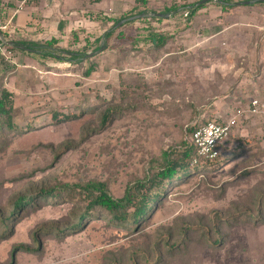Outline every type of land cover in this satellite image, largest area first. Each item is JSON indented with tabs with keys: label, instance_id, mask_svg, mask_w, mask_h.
Returning <instances> with one entry per match:
<instances>
[{
	"label": "rangeland",
	"instance_id": "1",
	"mask_svg": "<svg viewBox=\"0 0 264 264\" xmlns=\"http://www.w3.org/2000/svg\"><path fill=\"white\" fill-rule=\"evenodd\" d=\"M135 1L0 0V92L11 94L17 127L0 129V220L11 231L0 264H264L260 115L242 116L221 163L171 185L139 230L96 215L62 231L85 209L80 185L105 182L121 197L153 173L162 151L180 148L189 126L264 100V1L223 11L217 0H147L132 11ZM199 2L191 17L185 7ZM171 6L177 11L152 18ZM147 30L169 33L163 51ZM51 38L86 52V65L12 43ZM110 105L119 110L103 123ZM51 187L57 197L9 214L18 197Z\"/></svg>",
	"mask_w": 264,
	"mask_h": 264
},
{
	"label": "trees",
	"instance_id": "2",
	"mask_svg": "<svg viewBox=\"0 0 264 264\" xmlns=\"http://www.w3.org/2000/svg\"><path fill=\"white\" fill-rule=\"evenodd\" d=\"M261 1V0H259ZM217 3L222 7L223 11H227L229 9L234 8L241 2H236L234 0H217ZM147 4V0H136L135 6L131 9L135 11L137 8L141 6H145ZM203 5H188L185 8L190 12L191 17L196 14L197 10ZM177 7L171 6L170 8L165 9L163 12L152 14V18H156L161 21L163 19V15L170 13L172 11H177ZM139 12V15L141 13ZM120 20H115L114 26L105 32L104 37L110 38L114 31L115 27H117L118 22ZM169 33L166 32H156L154 30H147V34L144 35V38L149 41L152 45V48H155L157 51H163L162 49L165 47L167 43V39ZM59 39L51 38L43 43L36 41H13V47L18 48L19 50L28 51L36 54H40L42 56H51L55 59L61 61H69L72 64L78 65H86L87 53L81 52L80 50H68L57 46ZM100 49V46H96L92 51L97 52ZM66 53L68 56L64 57L62 54ZM159 55H161L159 53ZM89 66V67H88ZM85 74L90 75L95 69L96 65L90 61ZM242 104L236 103L234 108L241 107ZM83 109V108H82ZM13 101L11 99V94L7 89H3L0 92V129L6 133L9 130H16L17 127L13 124L12 113H13ZM119 108L113 107L112 105L108 106L104 110L103 123L107 122L109 117L116 114ZM65 117V116H64ZM55 119H59L60 116L58 114H54ZM210 120H215L217 122H222L224 120L218 119H203L199 120L195 124L189 126L186 130L187 138L183 139L179 144L180 148L176 146H170L168 149L162 151L160 158L158 161L154 162V171L152 174L145 176L144 179H138L135 182L129 184L124 194L121 197H115L112 195L110 188L105 182L101 181H90L85 183L84 185H80L79 188V200L81 202H85L84 211L77 216L78 225L71 224L67 228L62 229H74L79 225H84V220L92 218L93 216H102L109 221H112L115 225H121L124 227L134 228L139 230L149 219L152 214L157 209L158 205L164 199L166 194L168 193L171 185L177 183L186 175L191 172L197 171L202 168H209L212 166H217L221 163L223 156L221 155L220 150L223 146L226 145V141L231 136V134L226 138V140L217 145V149L219 150V154L217 157L210 159L205 158L198 153V149L194 144L192 137L196 129L202 124ZM239 124L237 123L236 126ZM250 144H246L244 150L251 147L248 146ZM60 192V188L51 187L42 189L38 192V194H29L18 197L12 204V212L13 217H16L18 212L24 208L25 206L32 203L34 200L45 198L53 199L57 197V193ZM38 197V198H36ZM219 221L222 220L221 217H218ZM4 218H1L0 223L6 227L3 231L0 232V240L6 238L10 233L7 222ZM80 223V224H79ZM54 231L61 230L59 227L53 228ZM176 245L170 247V249L175 248ZM27 249V248H23ZM161 255L158 256V260ZM117 259V258H116ZM156 260V261H158ZM119 264H124L120 260H118ZM145 261V260H144ZM146 263V261H145Z\"/></svg>",
	"mask_w": 264,
	"mask_h": 264
},
{
	"label": "built area",
	"instance_id": "3",
	"mask_svg": "<svg viewBox=\"0 0 264 264\" xmlns=\"http://www.w3.org/2000/svg\"><path fill=\"white\" fill-rule=\"evenodd\" d=\"M247 115H260L264 117V100L255 98L249 102L246 108L239 107L233 110V115L222 122L210 120L196 129L192 140L198 149L199 155L213 159L218 156L217 145L226 140L232 134L239 119Z\"/></svg>",
	"mask_w": 264,
	"mask_h": 264
},
{
	"label": "water",
	"instance_id": "4",
	"mask_svg": "<svg viewBox=\"0 0 264 264\" xmlns=\"http://www.w3.org/2000/svg\"><path fill=\"white\" fill-rule=\"evenodd\" d=\"M204 1V0H203ZM255 1H259V0H247V1H242L241 3H243V4H250V3H252V2H255ZM261 1H264V0H261ZM202 2V1H201ZM201 2H199L198 4H200ZM100 50V49H99ZM98 50V51H99Z\"/></svg>",
	"mask_w": 264,
	"mask_h": 264
}]
</instances>
